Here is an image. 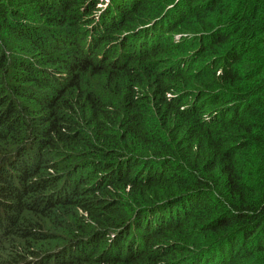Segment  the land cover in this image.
<instances>
[{"label": "trees", "instance_id": "trees-1", "mask_svg": "<svg viewBox=\"0 0 264 264\" xmlns=\"http://www.w3.org/2000/svg\"><path fill=\"white\" fill-rule=\"evenodd\" d=\"M0 264H264V0H0Z\"/></svg>", "mask_w": 264, "mask_h": 264}]
</instances>
